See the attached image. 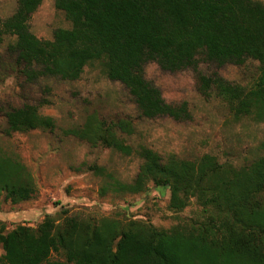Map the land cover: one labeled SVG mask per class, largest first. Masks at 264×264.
Instances as JSON below:
<instances>
[{
	"label": "trees",
	"instance_id": "trees-1",
	"mask_svg": "<svg viewBox=\"0 0 264 264\" xmlns=\"http://www.w3.org/2000/svg\"><path fill=\"white\" fill-rule=\"evenodd\" d=\"M15 11L0 20L3 71L26 84L58 79L72 82L97 64L110 82L122 85L142 119L190 122L185 102L167 103L146 78L148 64L174 75L191 71L195 91L225 103L235 118L264 122V3L261 0H54L69 29L51 41L29 29L42 0H13ZM6 60V61H5ZM255 62L249 86L225 80L219 70ZM205 66L213 70L206 74ZM4 135L52 128L29 103L6 106ZM104 144L124 154L122 144ZM140 172L122 193L136 195L147 184L168 189L169 209L181 212L191 198L201 207L199 224L158 230L137 221L119 222L46 216L36 228L6 232L0 222V264H264V155L235 169L209 155L196 161L163 160L140 147ZM33 179L18 161L0 156V195L11 204L30 199Z\"/></svg>",
	"mask_w": 264,
	"mask_h": 264
},
{
	"label": "rangeland",
	"instance_id": "rangeland-1",
	"mask_svg": "<svg viewBox=\"0 0 264 264\" xmlns=\"http://www.w3.org/2000/svg\"><path fill=\"white\" fill-rule=\"evenodd\" d=\"M15 7L13 0H0V20L11 16ZM69 28L54 0H42L29 21L30 32L41 41H51L54 31ZM10 42L4 39L2 55ZM257 66L247 61L241 68L229 65L218 72L233 84L249 86ZM201 70L213 71L205 66ZM145 73L167 103H187L190 122L142 119L122 85L110 82L97 64L85 67L76 81L46 79L34 84L0 66V156L18 161L34 183L25 202L14 205L0 195V222L6 232L17 226L36 228L46 216L56 222L137 221L164 231L199 224L204 215L194 198L174 213L168 189L147 184L139 194L122 193L121 185L132 184L142 166L135 152L145 147L163 160L175 156L183 161L209 155L235 169L264 155V122L253 116L235 118L225 103L200 96L191 71L170 75L150 63ZM23 102L37 106L39 115L51 119L52 128L4 135L3 109ZM104 138L133 153L127 156L108 147Z\"/></svg>",
	"mask_w": 264,
	"mask_h": 264
}]
</instances>
